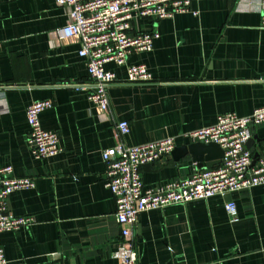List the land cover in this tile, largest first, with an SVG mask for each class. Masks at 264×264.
Segmentation results:
<instances>
[{"label": "crops", "instance_id": "crops-1", "mask_svg": "<svg viewBox=\"0 0 264 264\" xmlns=\"http://www.w3.org/2000/svg\"><path fill=\"white\" fill-rule=\"evenodd\" d=\"M198 15L142 18L136 29L160 34L151 51L129 56L154 81L125 84V66L106 64L118 83L108 89L113 119L98 113L79 86L89 80L76 39L60 37L67 9L55 0H0V166L29 176L34 186L14 191L7 215L33 223L1 234L6 257L24 264H114L121 241L116 199L105 185L102 152L118 140L115 121L136 145L209 126L219 114H251L264 106V0H197ZM51 99L40 115L57 131L62 153L36 158L27 142V106ZM251 150L264 141L252 127ZM193 142L178 139V146ZM190 156L172 154L141 169L157 188L188 176ZM229 194V195H227ZM207 200L171 204L139 214L134 232L139 264H264V184ZM237 204L231 222L227 201Z\"/></svg>", "mask_w": 264, "mask_h": 264}, {"label": "built area", "instance_id": "built-area-1", "mask_svg": "<svg viewBox=\"0 0 264 264\" xmlns=\"http://www.w3.org/2000/svg\"><path fill=\"white\" fill-rule=\"evenodd\" d=\"M67 9V22L58 30L60 37L76 39L78 53L87 60L89 80L79 86L87 91L88 99L98 113L113 119L108 89L118 83L117 75L106 64L113 62L125 66V84H148L154 78L145 64H131L129 56L151 51L157 30L149 32L136 29L142 18L163 19L177 14H199L193 3L197 0H55ZM14 86L0 84V89ZM54 106L51 99L31 102L26 109L29 125L27 142L36 158H48L62 153L59 132L44 129L40 115ZM264 123V106L251 114L241 116L235 112L219 114L215 123L177 136L128 145L124 137L130 132L127 120L115 121L118 140L113 148L102 152L105 162V185L116 199L115 217L120 226L121 241L113 253L114 264H139L134 232L139 214L146 210L163 208L171 204L207 200L242 189L264 184V141L258 150L254 165V152L247 147L252 137V127ZM204 144L216 143L224 151L218 165L201 168L194 163L192 172L157 188L144 185L141 169L171 156L178 139ZM34 179L15 176L13 166H0V237L1 234L28 226L33 218L7 215L6 202L16 190L31 188ZM231 222L240 220L234 200L225 203ZM0 264H24L9 260L0 242ZM55 264H63L57 262Z\"/></svg>", "mask_w": 264, "mask_h": 264}, {"label": "water", "instance_id": "water-1", "mask_svg": "<svg viewBox=\"0 0 264 264\" xmlns=\"http://www.w3.org/2000/svg\"><path fill=\"white\" fill-rule=\"evenodd\" d=\"M252 143H254V138H251L248 141L247 147L251 148ZM172 156L175 161L190 156L198 167L212 168L221 162L224 156V151L216 143L204 144L202 142H193L192 144H183L181 146H177L172 152ZM257 158L258 152L254 154L252 165L255 164ZM150 164H145L144 166H148Z\"/></svg>", "mask_w": 264, "mask_h": 264}]
</instances>
